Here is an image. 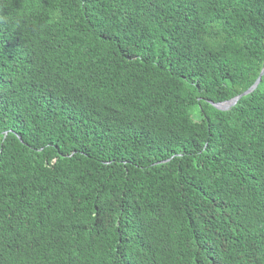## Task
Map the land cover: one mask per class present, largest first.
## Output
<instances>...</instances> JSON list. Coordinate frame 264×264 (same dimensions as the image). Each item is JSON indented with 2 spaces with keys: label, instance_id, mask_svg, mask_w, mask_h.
<instances>
[{
  "label": "trees",
  "instance_id": "1",
  "mask_svg": "<svg viewBox=\"0 0 264 264\" xmlns=\"http://www.w3.org/2000/svg\"><path fill=\"white\" fill-rule=\"evenodd\" d=\"M263 68L264 0H0V264H264Z\"/></svg>",
  "mask_w": 264,
  "mask_h": 264
},
{
  "label": "water",
  "instance_id": "2",
  "mask_svg": "<svg viewBox=\"0 0 264 264\" xmlns=\"http://www.w3.org/2000/svg\"><path fill=\"white\" fill-rule=\"evenodd\" d=\"M264 75V68L261 70L258 78L256 79V81L245 91H243L242 93L236 95L235 97L222 101V102H214L212 100H209L210 103L215 106L218 109L221 110H228L230 107L234 106L243 96L251 93L252 91L255 90V88L258 86V84L260 83V81L262 80V77Z\"/></svg>",
  "mask_w": 264,
  "mask_h": 264
},
{
  "label": "rangeland",
  "instance_id": "3",
  "mask_svg": "<svg viewBox=\"0 0 264 264\" xmlns=\"http://www.w3.org/2000/svg\"><path fill=\"white\" fill-rule=\"evenodd\" d=\"M184 118L185 119H192L193 118V120H199L201 118V115H200V113L198 111H196L194 113V117H192L190 115H186V116H184Z\"/></svg>",
  "mask_w": 264,
  "mask_h": 264
}]
</instances>
